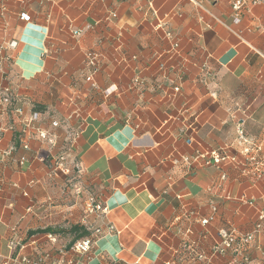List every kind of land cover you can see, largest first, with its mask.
Here are the masks:
<instances>
[{
  "label": "crops",
  "instance_id": "obj_1",
  "mask_svg": "<svg viewBox=\"0 0 264 264\" xmlns=\"http://www.w3.org/2000/svg\"><path fill=\"white\" fill-rule=\"evenodd\" d=\"M231 4L0 0V98L58 136L55 148L35 136L25 150L21 122L0 119V151L16 147L0 156V259L264 264V222L244 256H212L219 229L253 233L264 206V1L239 22ZM239 124L249 145L237 144ZM78 129L66 174L52 177ZM212 153L225 160L206 165ZM91 193L103 219L86 214ZM108 225L89 256L73 253L83 237L72 228Z\"/></svg>",
  "mask_w": 264,
  "mask_h": 264
},
{
  "label": "built area",
  "instance_id": "obj_2",
  "mask_svg": "<svg viewBox=\"0 0 264 264\" xmlns=\"http://www.w3.org/2000/svg\"><path fill=\"white\" fill-rule=\"evenodd\" d=\"M264 0H232V10L234 12V21H240V13L245 10L249 5H258L261 4ZM79 34V33H77ZM11 48H15L17 46L16 42H11L9 44ZM96 55L93 52H88L86 55V60L88 65L92 69L97 68L96 62ZM179 89L176 88V91ZM14 115L16 121L21 122L22 129L21 133V146L23 149H29V141L33 139L35 136L49 145L51 148H55L58 144V136L55 133L47 132V131H40L36 129V124L39 121L40 113L39 112H32L26 119H23V111L20 108H16L12 106V98L8 93H4L3 96L0 98V119L7 118L9 115ZM60 123L58 121H54L52 123L53 128H59ZM81 130H74L69 132L66 142V148L62 151L54 160L53 166L51 168V176L56 177L57 174H66L67 172V151H71L75 148L80 139ZM237 144L240 146L249 145L250 141L246 137L243 124H239L237 126ZM16 147H12L10 150L3 152L0 151V156H7L10 155L13 151H15ZM206 165L211 164H219L225 158L221 157L217 153H212L210 156L204 155L203 156ZM209 157V158H208ZM26 161L25 158L21 159V164H24ZM187 161V160H186ZM76 170L79 174L82 173V165L81 163H76ZM1 186V182H0ZM75 194L82 195L85 190L82 187L75 186ZM251 205L254 202H250ZM85 211L87 215H95L99 219H103L108 213V207L106 203L97 195L94 194H87L85 200ZM264 222V206L259 210L258 222L255 226V231L250 234H241L238 233L235 229L230 227H224L219 229L218 236L219 242L218 244L212 249V256L215 255H242L244 256L249 247L251 246L252 242L255 238V232H259L262 229V223ZM203 226L209 224V219H204L201 221ZM115 228L111 225H108L105 229L103 227L97 228L92 231L91 235L84 238L83 240L77 242L71 250L77 256H89L92 253L96 238L101 236L104 231L113 232ZM185 249H189L187 243L183 245ZM15 245L11 244V249L14 250ZM201 258V257H200ZM18 262L19 264H44L41 260H31L27 257L19 256V257H8L5 259H0V264H13V262ZM244 261H247L245 258Z\"/></svg>",
  "mask_w": 264,
  "mask_h": 264
},
{
  "label": "trees",
  "instance_id": "obj_3",
  "mask_svg": "<svg viewBox=\"0 0 264 264\" xmlns=\"http://www.w3.org/2000/svg\"><path fill=\"white\" fill-rule=\"evenodd\" d=\"M71 232H78V233L80 232V237H83L82 240L91 235V233L87 231L85 228H80V227L72 228Z\"/></svg>",
  "mask_w": 264,
  "mask_h": 264
}]
</instances>
